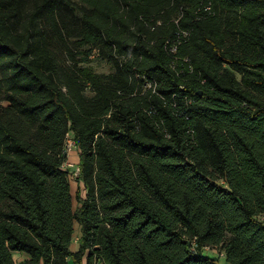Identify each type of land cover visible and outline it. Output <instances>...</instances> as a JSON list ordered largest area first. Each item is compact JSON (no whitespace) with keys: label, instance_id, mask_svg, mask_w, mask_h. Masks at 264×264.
Masks as SVG:
<instances>
[{"label":"trees","instance_id":"1","mask_svg":"<svg viewBox=\"0 0 264 264\" xmlns=\"http://www.w3.org/2000/svg\"><path fill=\"white\" fill-rule=\"evenodd\" d=\"M77 1L0 0V264H264V0Z\"/></svg>","mask_w":264,"mask_h":264},{"label":"rangeland","instance_id":"2","mask_svg":"<svg viewBox=\"0 0 264 264\" xmlns=\"http://www.w3.org/2000/svg\"><path fill=\"white\" fill-rule=\"evenodd\" d=\"M69 5L75 12L79 8L77 0H70ZM54 50H55V53H56V56H57V59H58L59 63L61 65H65L66 64L65 63L66 62V57H65L64 48L62 47V45H60L59 43L56 44L55 47H54ZM87 65L95 73L108 74V73H110L112 71V66L109 63H107L106 61H104V60L90 61L89 63H87ZM84 93L86 95L90 94L88 92V90H86ZM3 105H5V104H3ZM68 165H71V166L68 167ZM77 167H78V165L76 166L75 164H72V160L70 159V157L67 158V155H66V160L62 164L61 168H62V170L66 171L68 173V179L69 180L75 179V177H76L75 174H76ZM75 203H76V201L74 200V204ZM203 254L204 255H208L211 258H215L218 261L219 264H225V260L223 259V255L218 250L205 249V250H203Z\"/></svg>","mask_w":264,"mask_h":264},{"label":"crops","instance_id":"3","mask_svg":"<svg viewBox=\"0 0 264 264\" xmlns=\"http://www.w3.org/2000/svg\"><path fill=\"white\" fill-rule=\"evenodd\" d=\"M78 152L79 151L77 149H73L67 155V158L70 157V159L72 160V164H75L76 166L79 163V153ZM69 189H70V195L72 197L73 209L75 210L78 207L77 202L74 204L76 195H78L80 199H85L86 191H85L83 183L76 181V179L69 180ZM73 229H74V233H73V238H72V242L70 244L69 250L70 252L75 253L78 251V248H79V239L81 236V232H80V226L76 222L73 225ZM11 256L15 264H20L21 262L29 258L26 254L20 253V252H12ZM86 258H87V252L84 254L81 260V264H86ZM68 264H74V263L72 262L71 259H68Z\"/></svg>","mask_w":264,"mask_h":264},{"label":"built area","instance_id":"4","mask_svg":"<svg viewBox=\"0 0 264 264\" xmlns=\"http://www.w3.org/2000/svg\"><path fill=\"white\" fill-rule=\"evenodd\" d=\"M168 43V42H167ZM170 53L175 56L176 55V45L173 43L171 47L169 48ZM99 57V51L97 49H93L92 52L89 55V60H95ZM176 59L174 60V63L172 64V67L175 68L176 61H181L182 64H184L189 71H192V67L186 58L182 59ZM135 79L138 81V83L141 85L143 91L151 90L152 94H157L156 92V84L151 82L147 77L143 75L136 74ZM180 89H183V87H180ZM64 149L66 151V155H68L69 152H71L73 149H77L73 140V137L70 133L66 135L65 142H64ZM71 165H68V167ZM78 174V167L76 169V174ZM207 249V248H206ZM94 264H100L98 262Z\"/></svg>","mask_w":264,"mask_h":264}]
</instances>
